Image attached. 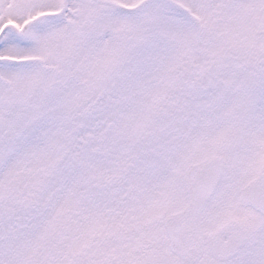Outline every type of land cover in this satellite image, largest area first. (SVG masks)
<instances>
[{
	"label": "snow or ice",
	"instance_id": "obj_1",
	"mask_svg": "<svg viewBox=\"0 0 264 264\" xmlns=\"http://www.w3.org/2000/svg\"><path fill=\"white\" fill-rule=\"evenodd\" d=\"M0 264H264V0H0Z\"/></svg>",
	"mask_w": 264,
	"mask_h": 264
}]
</instances>
